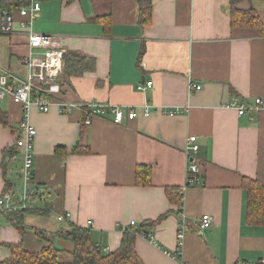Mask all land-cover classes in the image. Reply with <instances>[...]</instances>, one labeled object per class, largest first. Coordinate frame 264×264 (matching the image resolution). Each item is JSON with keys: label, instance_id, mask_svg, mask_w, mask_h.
Returning <instances> with one entry per match:
<instances>
[{"label": "crops", "instance_id": "0c3cea01", "mask_svg": "<svg viewBox=\"0 0 264 264\" xmlns=\"http://www.w3.org/2000/svg\"><path fill=\"white\" fill-rule=\"evenodd\" d=\"M147 1L151 18L142 25L136 0H41L32 30L58 36L66 53L94 57L96 67L63 75L60 97L84 108L64 114L57 104L48 112L31 107L37 135L28 183L16 148L24 109L10 95L0 99L8 116L7 126L0 123V196L13 192L19 198L26 190L27 208L47 210L28 214L23 232L0 211V263L11 255L12 243L40 250L47 241L36 230L52 238L76 224L90 230L97 246L113 251L125 231L166 215L148 230L153 240L136 236L145 264H264V224L246 222L242 186L244 177L264 184V108L239 115L236 108L223 106L235 99L249 104L264 100V36L257 28L231 24L233 4L254 8L264 23V0ZM12 10L17 32H0L6 41L0 70L18 85L28 78L23 60L31 49L20 29L24 18ZM97 18H109L106 30ZM148 81H153L151 88L138 89ZM191 81L202 89L191 91ZM93 104H148L152 112L120 124L107 106L105 114L82 125ZM175 109L179 112H166ZM192 135L200 148L201 180L185 187V145ZM80 141L89 145L88 153L72 152ZM140 165L152 169L149 186L136 184ZM166 187H183L178 202L169 199ZM67 212L69 218L59 221ZM204 214L214 218L209 228L200 226ZM182 220L189 230L177 258ZM53 241L59 260L70 264L73 242L56 236Z\"/></svg>", "mask_w": 264, "mask_h": 264}, {"label": "built area", "instance_id": "2783aa9c", "mask_svg": "<svg viewBox=\"0 0 264 264\" xmlns=\"http://www.w3.org/2000/svg\"><path fill=\"white\" fill-rule=\"evenodd\" d=\"M12 0H0V32L3 34H13L17 32L15 29V18L12 8L8 5ZM29 4L18 7V11L24 20L20 23L21 32L28 35L30 53L24 57V63L29 68V75L26 80L20 81L18 85H14L10 81L9 74L0 70V99L6 94L10 95L14 102L20 103L24 109V115L19 126V135L16 140V146L23 155V177L25 183L33 178L34 149L37 129L30 122V109L33 106L38 107L43 112H48L52 105L57 104L59 111L64 114L71 113L75 108H84L83 103H73L63 100L60 95L63 90L64 75V53L65 48L60 38L56 35L47 33L34 32L31 28L32 20L39 15L41 11V0H28ZM31 19V21H29ZM153 86V81H148L144 85H139L138 89L146 92ZM191 91L202 89V85L190 82ZM105 104L90 105V110L86 112L84 123L91 124L93 117L103 115L107 111ZM224 107L236 108L238 114L242 115L249 110L258 111L264 108V100L256 98L254 103H242L235 99L226 103ZM113 112V121L115 123H123L125 119H135L139 116L148 117L151 115V107L144 104L142 107H109ZM169 114L178 113L179 110L166 111ZM199 145L197 137L192 135L188 138L185 145V151L188 158L187 168V185L194 186L201 180V164L199 158ZM28 192L16 198L13 192H5L0 196V211L12 212L27 208ZM70 213H63L58 216L59 221H65L69 218ZM135 221L131 224L135 225ZM214 223V218L210 214H204L201 218V228H208ZM189 226L182 220L178 234V251L175 257H180L183 238ZM145 237H153L144 234ZM155 241V240H154ZM156 243V241H155ZM108 251V249H106ZM235 264H258L246 261H237Z\"/></svg>", "mask_w": 264, "mask_h": 264}, {"label": "trees", "instance_id": "16d2710c", "mask_svg": "<svg viewBox=\"0 0 264 264\" xmlns=\"http://www.w3.org/2000/svg\"><path fill=\"white\" fill-rule=\"evenodd\" d=\"M136 1L141 10L140 23L146 25L150 22L151 18V3L147 0ZM26 4H29L28 0H12L8 5L10 8L16 9ZM97 20L106 23L104 26L106 30L110 22L109 18H107V20L105 18H97ZM231 24L233 27L257 28L264 36V23L254 8L239 9L233 4ZM64 63V74L68 77L83 74L85 71H93L96 67L94 57L75 52H67ZM0 123L4 126L8 125L7 113L1 109ZM82 125H85L84 119ZM16 148L19 149L18 147ZM57 150L60 151L61 148ZM72 152L88 153L89 145L80 141L72 149ZM135 178L136 184L139 186L151 185V167L146 165L138 166ZM242 186L247 194L246 222L249 225L262 226L264 224V184L258 180L244 177ZM166 193L172 202H178L180 196L183 194V187H166ZM180 208L182 209V203L180 204ZM4 213L8 214L13 225L19 231L23 232L27 228V225H25V217L28 214L45 215L47 210L43 208H24L18 211ZM165 216L166 215H162L156 220H148L136 229L125 231L120 246L113 251L103 250L101 247L97 246L92 241L90 230L76 224H71L69 228H62L58 232L52 233V238L46 231L36 230V234L47 241L40 250H28L20 242L12 243L10 244L11 255L0 264H64L59 260V250L54 244V236L73 242L74 248L70 264H145L136 250V236L137 234L145 233L149 236L148 230L154 228Z\"/></svg>", "mask_w": 264, "mask_h": 264}, {"label": "rangeland", "instance_id": "374dc122", "mask_svg": "<svg viewBox=\"0 0 264 264\" xmlns=\"http://www.w3.org/2000/svg\"><path fill=\"white\" fill-rule=\"evenodd\" d=\"M6 52V41L0 40V53L5 55Z\"/></svg>", "mask_w": 264, "mask_h": 264}, {"label": "water", "instance_id": "95a60500", "mask_svg": "<svg viewBox=\"0 0 264 264\" xmlns=\"http://www.w3.org/2000/svg\"><path fill=\"white\" fill-rule=\"evenodd\" d=\"M66 56V53H64V57Z\"/></svg>", "mask_w": 264, "mask_h": 264}]
</instances>
